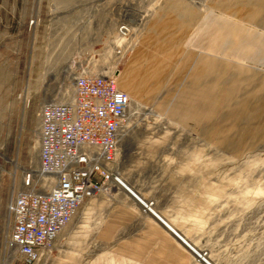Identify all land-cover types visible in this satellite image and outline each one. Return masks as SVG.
<instances>
[{
    "label": "rangeland",
    "instance_id": "rangeland-1",
    "mask_svg": "<svg viewBox=\"0 0 264 264\" xmlns=\"http://www.w3.org/2000/svg\"><path fill=\"white\" fill-rule=\"evenodd\" d=\"M164 2L0 0V264H264V59L226 45L197 53L187 43L188 69L167 74L161 94L128 93L121 183L86 201L37 261L7 246L24 173L34 170L42 188L51 182L37 166L40 105L72 98L78 74L124 72ZM243 25L240 37L264 39L262 26ZM201 58L221 66L191 88ZM237 80L234 100L213 116L187 109L185 90L199 102V90Z\"/></svg>",
    "mask_w": 264,
    "mask_h": 264
},
{
    "label": "built area",
    "instance_id": "built-area-1",
    "mask_svg": "<svg viewBox=\"0 0 264 264\" xmlns=\"http://www.w3.org/2000/svg\"><path fill=\"white\" fill-rule=\"evenodd\" d=\"M117 70L78 74L70 101L39 108L38 166L51 184L42 188L34 170L24 173L7 239L27 263L39 259L86 201L121 183L119 131L131 99L118 86Z\"/></svg>",
    "mask_w": 264,
    "mask_h": 264
},
{
    "label": "crops",
    "instance_id": "crops-1",
    "mask_svg": "<svg viewBox=\"0 0 264 264\" xmlns=\"http://www.w3.org/2000/svg\"><path fill=\"white\" fill-rule=\"evenodd\" d=\"M174 1L165 0L159 8L156 19L147 26L149 27L147 32L149 37L141 38L144 30L131 50L132 58L129 66L124 72H120L118 79L119 88L127 94L129 93L131 96L133 94L146 96L161 94L164 90V85H162L164 77L170 72L180 75L181 70L183 71L187 67L190 56L193 55L191 52L190 56L188 54V56L183 57L182 47L187 43L199 47L197 53L203 50L207 51L208 47L219 50L221 45H226L231 52L238 54L246 50L248 53H252L251 56L255 57L256 54L257 57L264 59V39H257L254 35L240 37V31L246 28L243 25L244 22L264 28V0H208L209 6L207 4L205 9L186 0ZM176 8H180L179 11L176 10V14L174 12L171 14V9ZM215 8L219 10L216 12ZM189 10L191 13H188ZM204 13L207 14L202 16ZM199 20H201V25L188 35ZM154 31H156L158 43L151 42L150 35H153ZM153 43H156V46H151ZM179 46L180 48H178ZM150 47H154L153 50ZM146 49H151L152 54H148ZM178 54L179 56H177ZM200 60L201 62L204 61L203 64L201 63L199 67L193 66L195 81L191 88L203 87L205 83L202 82V79L207 78L218 66H221V63L216 60H207L206 58ZM219 73L220 75L216 77L221 79L223 71L220 70L217 74ZM124 79L128 80L126 87L129 89L121 87L120 81ZM218 79L214 85L221 83ZM239 83V80L232 82L226 90L219 88L218 91H213L214 89L211 90L207 87L201 89L199 90L201 93L199 102L193 100L192 94L195 93V90L187 89L183 92L184 97L191 93L190 106L187 109L203 108L206 115L213 116L219 107H223L227 101L234 100V93ZM182 106L183 109L187 107L185 104Z\"/></svg>",
    "mask_w": 264,
    "mask_h": 264
},
{
    "label": "bare ground",
    "instance_id": "bare-ground-1",
    "mask_svg": "<svg viewBox=\"0 0 264 264\" xmlns=\"http://www.w3.org/2000/svg\"><path fill=\"white\" fill-rule=\"evenodd\" d=\"M140 32V31H139ZM137 38V37H136ZM72 66V65H71ZM74 68L73 67H71L70 68V72H74ZM117 72V83H118V78L120 77L119 75H120V70H117L116 71ZM103 73H105V72H102L101 74H103ZM122 84H121V87L123 86V87H126L127 85H128V80L127 79H124V80H122V81H120ZM126 93V92H125ZM129 96V95H128ZM73 97H74V93H73ZM72 97V98H73ZM130 97V96H129ZM72 98H69L68 100H66V101H64V102H55V101H49L48 103H65V102H68V101H70V99H72ZM131 99V98H130ZM44 103H42L41 105H43ZM130 104H131V100H130V103H129V105H128V108H127V110H126V112H125V114L124 115H126L127 114V112H128V110H129V108H130ZM41 105H40V107H41ZM39 107V108H40ZM137 109H139V107L137 108ZM121 131H122V129L119 131V136H120V134H121ZM37 166H38V163H37ZM38 171H39V166H38ZM40 172V171H39ZM41 173V172H40ZM47 182V181H46ZM117 183H119V182H117ZM51 184V182H49L48 181V185L47 186H49ZM117 185V184H116ZM105 190V189H104Z\"/></svg>",
    "mask_w": 264,
    "mask_h": 264
}]
</instances>
